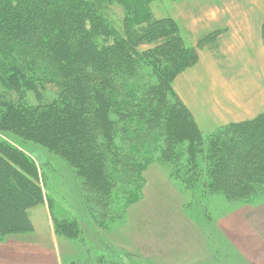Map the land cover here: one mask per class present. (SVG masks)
Here are the masks:
<instances>
[{
	"label": "trees",
	"instance_id": "1",
	"mask_svg": "<svg viewBox=\"0 0 264 264\" xmlns=\"http://www.w3.org/2000/svg\"><path fill=\"white\" fill-rule=\"evenodd\" d=\"M155 1L0 0V79L10 94L0 99V131L61 157L79 181L88 216L104 227L118 218L112 190L120 180L142 189L144 169L131 158L146 143L160 142L153 155L171 163L180 148L196 161L203 145L172 84L197 63L205 40L188 45L177 21L154 19ZM113 5L124 11L120 32L106 17ZM261 34L264 45V23ZM48 85L57 95L46 102ZM30 94L37 103H29ZM225 127L205 155L213 163L211 187L264 190V113ZM40 182L34 162L0 141V242L32 233L28 210L52 203ZM52 226L67 241L81 231L53 215Z\"/></svg>",
	"mask_w": 264,
	"mask_h": 264
},
{
	"label": "rangeland",
	"instance_id": "2",
	"mask_svg": "<svg viewBox=\"0 0 264 264\" xmlns=\"http://www.w3.org/2000/svg\"><path fill=\"white\" fill-rule=\"evenodd\" d=\"M150 10L154 19L171 18L179 25L188 22L189 27H199V36L205 32L201 27L233 25L236 35L246 37V28L253 26V22L258 25L264 19V0H157L151 4ZM106 17L120 32L123 9L118 5L110 6ZM181 33L188 45L195 41L189 33L186 36L183 30ZM231 42L240 48L241 43L235 41L234 37ZM147 48L145 46L143 49ZM41 94L42 101L47 102L56 98L57 89L48 85ZM8 95L0 79V99ZM28 101L30 104L37 103L31 94L28 95ZM192 120L203 138L202 147L196 150L197 160L194 161L187 154V149L180 148L177 150L178 161L165 162L158 154L153 155L160 149V142L146 143L144 149L131 158V161L140 163L144 169L141 173L142 189L137 191L125 187L120 180L116 189L112 190V194L115 193L112 204L120 212L118 218L110 220L105 227L106 221L98 224L88 216L79 181L61 157L34 142L23 140L14 132L0 131V141L24 152L34 162L41 177L40 185L45 200H52L48 205L51 214L58 220L79 225L81 231L74 240L69 241V253L63 255V264H141L142 259L134 253V236L143 235L146 246L144 250L150 257L151 235L156 234L159 238L162 230L174 229L175 223L172 221L178 218H184L203 232L201 235L208 242V256L212 257L207 264L232 262L233 259L225 257L229 249H225L223 241L218 238V218L236 207L262 203L264 190H218L211 187L208 175L213 163L205 161V155L208 156L209 147L213 143L218 146V135L224 136L228 131H224L226 127L210 129L204 122L196 121L193 117ZM248 137L252 135L249 133ZM221 145L230 146L228 143ZM151 155L152 160L149 159ZM174 167L179 171L176 172ZM131 177L130 174L129 180H132ZM132 198H137V201L130 205L128 202ZM168 222L172 224L169 227L166 226ZM161 257L163 260L164 254ZM149 260H143L146 261L143 264H152ZM155 264H161L160 260L157 259Z\"/></svg>",
	"mask_w": 264,
	"mask_h": 264
},
{
	"label": "crops",
	"instance_id": "3",
	"mask_svg": "<svg viewBox=\"0 0 264 264\" xmlns=\"http://www.w3.org/2000/svg\"><path fill=\"white\" fill-rule=\"evenodd\" d=\"M263 23L264 19L258 25L253 22V26L246 28V37L236 35L233 25L201 27L205 32L199 36V27L180 23L185 36L187 33L194 36L195 41L189 45L196 46L199 40H205L197 49V63L172 84L174 93L194 120L218 129L252 121L264 113ZM233 37L241 43L240 48L231 42ZM27 214L32 233L0 242V264H63V255L69 253V241L56 238L47 203L29 209ZM172 222L174 229L162 230L159 238L156 234L149 238L150 257L144 250L143 235L134 236V253L142 259L141 264L149 259L152 264L157 259L161 264L209 263L212 257L208 256L203 232L184 218ZM218 238L229 249L225 255L233 259L229 264H264V201L236 207L218 218Z\"/></svg>",
	"mask_w": 264,
	"mask_h": 264
}]
</instances>
